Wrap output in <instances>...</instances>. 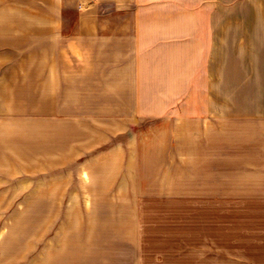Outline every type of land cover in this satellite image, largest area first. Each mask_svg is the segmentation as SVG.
Returning <instances> with one entry per match:
<instances>
[{
    "label": "crops",
    "instance_id": "1",
    "mask_svg": "<svg viewBox=\"0 0 264 264\" xmlns=\"http://www.w3.org/2000/svg\"><path fill=\"white\" fill-rule=\"evenodd\" d=\"M195 56L208 111L192 119L210 127L197 145L193 125V256L175 263L264 264V0H0V121L70 119L90 95L151 108ZM232 71L259 84L254 100L223 96Z\"/></svg>",
    "mask_w": 264,
    "mask_h": 264
},
{
    "label": "rangeland",
    "instance_id": "2",
    "mask_svg": "<svg viewBox=\"0 0 264 264\" xmlns=\"http://www.w3.org/2000/svg\"><path fill=\"white\" fill-rule=\"evenodd\" d=\"M182 59L172 86L151 90V108L96 104L90 95V104L66 106L70 119L0 121V264L193 256V125L202 145L210 124L192 117L208 111V72L203 56ZM239 75L232 71L233 86L220 91L254 100L259 84Z\"/></svg>",
    "mask_w": 264,
    "mask_h": 264
}]
</instances>
